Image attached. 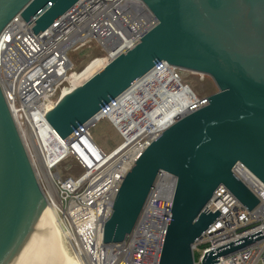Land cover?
Listing matches in <instances>:
<instances>
[{
	"label": "water",
	"instance_id": "water-1",
	"mask_svg": "<svg viewBox=\"0 0 264 264\" xmlns=\"http://www.w3.org/2000/svg\"><path fill=\"white\" fill-rule=\"evenodd\" d=\"M78 0H0V32L17 14L38 33ZM156 24L125 52L64 95L47 121L64 139L159 61L207 75L217 91L207 104L163 130L122 179L103 241L131 232L160 172L175 177L158 264H193L191 245L218 217L202 207L224 185L247 209L257 197L232 172L240 162L264 184V0H141ZM47 210L0 88V264H28L52 241ZM251 240L217 253L203 264Z\"/></svg>",
	"mask_w": 264,
	"mask_h": 264
},
{
	"label": "built area",
	"instance_id": "built-area-1",
	"mask_svg": "<svg viewBox=\"0 0 264 264\" xmlns=\"http://www.w3.org/2000/svg\"><path fill=\"white\" fill-rule=\"evenodd\" d=\"M141 0H78L44 31L20 14L0 32V88L46 203L79 264H158L170 214L175 177L160 172L123 241H103V227L123 177L138 155L181 116L207 104L180 76L181 69L159 61L85 124L62 139L47 121L64 92L74 87L69 51L95 41L105 64L134 46L156 24ZM201 76H204L200 74ZM185 101L187 105L182 107ZM108 120L120 142L104 151L90 128ZM71 159L80 173L63 177L57 165ZM234 175L257 197L247 210L219 185L202 207L218 212L191 245L192 263L209 252L251 243L217 257L213 264H264V184L243 164Z\"/></svg>",
	"mask_w": 264,
	"mask_h": 264
},
{
	"label": "rangeland",
	"instance_id": "rangeland-1",
	"mask_svg": "<svg viewBox=\"0 0 264 264\" xmlns=\"http://www.w3.org/2000/svg\"><path fill=\"white\" fill-rule=\"evenodd\" d=\"M105 54L102 49L97 46L95 41L90 42L88 45L72 49L69 51V57L73 61L76 74L81 76L87 69L84 67L94 58H102ZM75 75V74H74ZM180 76L184 82L189 84L193 91L199 96H208L217 91V86L211 77L198 73H193L187 70H182ZM90 135L94 142L104 151H109L120 142V137L115 129L106 119H102L90 128ZM56 170L63 177L73 176L80 173V169L71 159H66L57 165ZM61 232V231H60ZM62 243L67 254L73 259L70 248L63 237ZM74 260V259H73Z\"/></svg>",
	"mask_w": 264,
	"mask_h": 264
},
{
	"label": "bare ground",
	"instance_id": "bare-ground-1",
	"mask_svg": "<svg viewBox=\"0 0 264 264\" xmlns=\"http://www.w3.org/2000/svg\"><path fill=\"white\" fill-rule=\"evenodd\" d=\"M105 62L103 58H94L91 60L83 70L87 69L83 75L79 76L77 74L73 75V87L76 88L84 83L88 78L98 72ZM73 88V89H74ZM69 92H64L63 96ZM188 101L182 103L181 108H185ZM45 199V198H44ZM46 203V200H45ZM47 210L43 219V229L47 232L49 239L52 241V248L49 251L41 249L37 252L32 260L28 264H79V262L73 257V259L67 254L62 243L61 233L64 234L58 225V219L55 211L50 207V204L46 203ZM61 231V232H60Z\"/></svg>",
	"mask_w": 264,
	"mask_h": 264
}]
</instances>
